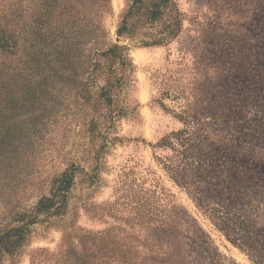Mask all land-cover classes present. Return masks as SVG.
I'll return each instance as SVG.
<instances>
[{"label":"rangeland","instance_id":"1","mask_svg":"<svg viewBox=\"0 0 264 264\" xmlns=\"http://www.w3.org/2000/svg\"><path fill=\"white\" fill-rule=\"evenodd\" d=\"M0 24V264H264L157 146L190 126L243 166L264 239V0H0Z\"/></svg>","mask_w":264,"mask_h":264},{"label":"trees","instance_id":"2","mask_svg":"<svg viewBox=\"0 0 264 264\" xmlns=\"http://www.w3.org/2000/svg\"><path fill=\"white\" fill-rule=\"evenodd\" d=\"M151 17L155 19V14ZM12 37L13 35L9 34L8 29L5 30L4 25L0 24L1 53L12 54L14 45ZM235 100L238 101L237 99ZM229 101H231V98ZM239 115L241 117L238 118L240 121L237 119L240 122L239 130L237 131L238 140L240 143H246L255 137V133L259 132L254 128L255 125L250 127L251 122L246 121L244 118L246 114L243 116L240 113ZM180 119L184 118L180 117ZM249 129L253 131H248ZM195 139H198V141ZM204 142L203 134L197 136L190 126H187L177 131H171L168 136L160 140L157 146H169L178 153L181 157L182 166L177 164L176 169L181 171L179 172L181 177H186L188 173H193L200 182L205 184L206 189L199 192V197L196 198L197 203L201 208L203 206V209H205V212H207L219 230L235 243L242 244L249 250L260 253L258 250H264V239L257 232L255 224L251 223L248 217L243 216L241 211L244 206L239 205L241 197H238V187H241V181L238 176L241 175L244 178V173L246 172L242 169L243 166L231 161L229 158H221L220 151L216 152V154L206 152ZM226 151L228 154V147ZM72 178V174H64L58 180L57 190L68 189ZM173 179L178 183L179 180L177 178L173 177ZM246 180L249 181V179ZM184 183L182 184L183 187L189 182L186 180ZM204 201H210L213 204L209 205L210 202L205 204ZM52 203L48 204V206ZM167 240H169V237ZM257 247L259 249H256ZM159 259L161 262L158 264H181L177 254L172 252L161 253Z\"/></svg>","mask_w":264,"mask_h":264}]
</instances>
